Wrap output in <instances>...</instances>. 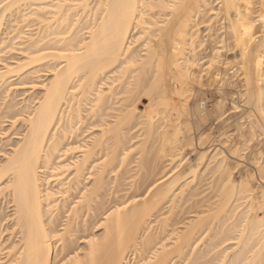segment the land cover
<instances>
[{"label": "bare ground", "instance_id": "bare-ground-1", "mask_svg": "<svg viewBox=\"0 0 264 264\" xmlns=\"http://www.w3.org/2000/svg\"><path fill=\"white\" fill-rule=\"evenodd\" d=\"M32 1L50 4L59 18L66 7L57 0ZM79 1L82 15L91 16L87 38L78 40L74 33L72 50L43 55L59 59L62 66H55L52 79L42 86L39 103L23 119L22 138L0 166V195L14 208L12 222L19 235L11 248L12 263L54 264L60 242L65 259L74 254L70 264H129L131 251L134 264H264V141L256 153L260 158H253L254 169L239 171V160L247 155L240 152L264 136V0H91V7L89 0ZM64 12L67 18L69 11ZM77 21L70 22L73 29ZM13 72L7 67L0 83ZM75 78L79 84L71 91ZM235 98L253 114L233 121L230 115L244 108ZM82 105L100 134L89 143L71 144L81 158L59 166L56 155L62 141L79 130ZM217 127V132L232 128L228 133L239 142H225V150L222 141L218 148L204 149ZM222 131L219 140L230 136ZM127 137L137 143L128 141L124 148ZM185 149L192 158H186L187 150L182 154ZM166 160L174 164L169 171L162 167ZM129 170L133 181L126 185L136 195L129 205L115 203L105 210L108 177H128ZM64 172L71 174L66 182L60 180ZM87 175L91 185L81 189ZM54 182L59 188H45ZM204 187L210 192L202 201ZM77 190L79 198L66 205ZM57 196L70 216L61 232L51 220L62 205ZM197 197L190 211L184 209ZM99 215L102 233L80 236L87 241L79 257L72 249L79 236L73 235L83 229L77 228L81 222L95 227Z\"/></svg>", "mask_w": 264, "mask_h": 264}, {"label": "rangeland", "instance_id": "rangeland-1", "mask_svg": "<svg viewBox=\"0 0 264 264\" xmlns=\"http://www.w3.org/2000/svg\"><path fill=\"white\" fill-rule=\"evenodd\" d=\"M14 1L15 0H0V16L2 17L1 23H3L2 27H1L2 31L0 32V35H1L0 36V73H3L7 67L16 71V72H13V73L7 75V77H5V80L1 81V83H0V166L2 165L1 163H4V160L6 159L5 155H8V153L10 154L11 153L10 151L13 150V148H14L13 145L15 143L17 144L18 140H20L22 138L21 136H23V134L25 132V125L23 123L24 122L23 119L25 120L27 118L26 116H28L29 113L32 112L33 108L39 103V99L41 98V96L43 94L44 85L49 83V81L52 79L51 76L53 75L54 70H57V68L59 69L60 66H62V63L59 59H56V58L54 59L51 56L50 57H44V56L60 53L61 50L64 52V48H67V47H68V50H72L73 46L75 45V42H76V41L75 42L72 41V39L74 38V35L76 34L77 37H79L78 40L80 38L81 39L87 38L86 36H87L88 30L86 31L87 28L85 26L88 27V25L91 23L90 22L91 19L89 18L91 16H89V14L85 13V15H82L83 12L81 10V7L79 6V2H80L79 0H76V1H74V0H65V1L64 0H61V1L57 0L60 2V5L62 7L66 6L65 7L66 9L62 8L60 10L61 11V13H59L60 17L63 18L62 15H64V14L62 12H64L63 10H65L66 12H64V13H67V11H69L68 14H70L71 17H72V15L75 16L72 18L69 17L70 19H68V16H70L68 14H67L68 15L67 18L65 17L66 16L65 15L63 19L59 18V16L54 17L55 16L54 13H56L57 11H55V8L53 10V8H51L50 4H48L49 7L48 6L46 7L44 3L40 4V2L37 3V2H33L32 0H27V1L16 0L15 2H17V3H14ZM57 1H55L51 5L52 6L57 5ZM12 3H14V5ZM88 4H89V7H91L93 5V2L91 0H89ZM213 5L215 6V4H213ZM6 6H8V7H6ZM8 8H10V9H8ZM76 9H77V11H75ZM52 14H54V15H52ZM57 14H58V12H57ZM86 16H88V17H86ZM77 17L79 18V21H77V23H79V24H78V26L74 27V29H73L71 26H73L72 24L75 25L76 20H78ZM66 19H68V20H66ZM71 21H72V24L70 23ZM73 21H74V23H73ZM77 23H76V25H77ZM69 24H71V25H69ZM79 25L81 27L83 25V27L81 28V27H79ZM69 26L71 27L70 28L71 30L68 29ZM76 28L77 29L79 28V31L76 30ZM20 32H22V33H20ZM65 50H67V49H65ZM62 51H61L60 55L63 54ZM66 53H67V51H66ZM77 79L75 78L73 80V82L75 83V85L72 83V86L74 85L73 87H75L76 84H79V83H76L79 81L75 82V80H77ZM231 82L236 83L237 81L234 82V80H231ZM76 88L77 87H75L74 89H71V91L76 90ZM103 88H105V87H103ZM232 90H234L233 92L239 91V89L235 90V88ZM77 93H78V91H77ZM79 96L80 95H78V97ZM124 96L125 95H120V96H118V98L122 99ZM240 99L235 98L234 102H236V103L238 102L237 105H239V107L241 106V102H242V106H244V108L241 106L242 110L240 109L241 111L238 113V115L237 114H236V116H235V114L230 115L233 117V118L231 117V119L233 121H236V120L240 121V119L243 120L244 118L246 119V117L248 115L253 114L252 109L251 108L248 109V106L243 103L242 99L241 100ZM84 104H85V102H84ZM9 106H10V108H8ZM11 107L12 108L14 107L13 108L14 110H12ZM115 107H118V105ZM86 108H88V107H86V106L84 107L82 105L81 115H83V114L84 115L82 116L83 119H82L80 126L79 125L77 126V127H79L78 128L79 130L77 129L78 130L77 133L75 132V134H73V136L72 135L67 136V138L62 141V143H61L62 146H60V148H59L60 152L56 155L57 158H56L55 164L57 163V164H60L59 166H61V165L64 166V164L71 163V162L75 161V159L77 160V159L81 158V153H79L77 150L76 151L71 150L72 146L74 147V145L71 146V144H73L75 141H78V142L82 141L81 144H84L85 142L89 143L90 142L89 140H91L95 137H98V135L100 134V131H99L100 129L98 127L97 128L94 126H93L94 128L92 127L91 122H93L94 119L88 115V111ZM249 112H250V114H249ZM243 114H244V116H243ZM86 115H87V117H86ZM240 115L242 118L239 117ZM107 120H110V119H107ZM230 120L228 121V123L229 122H230V124L233 123V121L232 120L230 121ZM64 123L65 122L61 123V125H59V124L57 125V126H59V132L65 126ZM60 128H62V129H60ZM223 128H225V127H223ZM217 129H219V128L217 127V128H214L211 130V136H210L211 138H209V143L207 142V144H205V146L203 147L204 149L209 148L211 150L213 148H218L217 146H220V145H217V144L220 143V141H222L224 143L228 142L231 144L234 141L236 142V139H237V141L239 142L238 138L235 139L234 135H232V134L230 135V133H233L230 130L232 128H230V129L225 128V130L223 129V131L220 130V131H222L221 133L224 132V133H226V135L231 136V138H230V136L229 137H227V136L220 137V139L222 138L221 140H219V138H218L217 133L220 134V131L218 130V132H217ZM258 130L259 129L256 130L257 133H260V131H258ZM96 132L98 135L96 134ZM214 132H216V135H213ZM228 132H230V133H228ZM95 134H96V136H95ZM131 134H134V133H131ZM56 136L59 137V133H57ZM75 136H77V137L75 138ZM92 136H93V138H92ZM130 136L132 137V135H130ZM130 136H129V138H130ZM129 138L127 137V139H126L127 141L124 140L126 142L123 141V143H124L123 145H125V146H123L124 148L125 147L129 148L128 146L132 145L131 141H134L135 144L137 143V140L135 141V139H132L131 141H129ZM217 138H218V140H217ZM225 138H227L226 140H228V138H229V141H223V140H225ZM259 138H257L258 141H257V139L256 140L254 139L252 141L253 143H249V146L246 145L247 148H245L246 146H244V148L246 150L248 149V151L250 150L251 152L249 151V153H248V151H246L244 148L243 149L246 152L244 153L243 150H242L243 152L242 151L240 152L241 155H242V153L243 154L247 153V155H242V157L244 156L243 158L245 159L243 162H242V160H243L242 157L239 160V162H241L239 169L242 168L241 170H239L240 172L243 173V171L245 172V171H250V170L254 169L253 158L255 160L260 158V157H257V155H259V154H256V153H258V150H260L259 149L260 147H261V149L263 147V146H260L259 143L261 145H263V141H264V136H263L262 141H260L262 136H261L260 140H259ZM230 139L231 140L233 139L234 141L232 140V142H231ZM128 141L131 143L129 145H126L127 143H129ZM80 142H79V144H80ZM134 142H133V145H135ZM136 146L137 145L131 146L130 149L132 148L134 150ZM211 146H212V148H210ZM228 146H229V144L226 145V143H225L223 145V147L221 146V148L225 150L226 149L225 147H228ZM15 147H16V145H15ZM67 147L70 150H68ZM195 147H198L197 143H195ZM254 148L257 150H255ZM66 149L68 151H66ZM186 150H187V155H186L187 157L186 158H192V156L189 152V149H185L182 152V154H184V153L186 154V152H185ZM71 151H73V152H71ZM252 151L253 152L257 151V152L253 153ZM188 152H189V155H188ZM132 154L131 155L133 157H135V152L134 153L132 152ZM252 156H254V157H252ZM261 157H263V155ZM97 158H100V155L98 157H95V159H97ZM100 160L102 161L103 159H99V161L97 159V161L99 163H100ZM96 162H95V164H96ZM98 162H97V164H98ZM168 163H169V165H168ZM168 163L166 160V164H165V162H164V164H162V167L165 168V169L163 168L164 170L167 169L169 171V169L171 167H173V165H174L173 163H170L169 161H168ZM132 164H130L127 168H130V170L132 168V171L135 174V166L132 167L133 166ZM134 165H135V163H134ZM168 167H170V168L168 169ZM243 169H245V170H243ZM164 170H162L164 173L168 172V171L166 172ZM41 171H43L42 174H49V171H47L45 169H42ZM132 171H130L131 173L128 172V177L126 174V176L125 177L123 176V178L121 177V175L117 176V177H119V178H117L115 175H112L113 173L110 174V176H109L110 178L108 177V180H107L108 182H107L105 192H104V196H103L105 198V200L103 201V204L105 205L107 203V206H105V207L103 206V208L105 210L110 209L109 210V212H110L113 208L112 206H114L115 203H119V205L120 204L123 205V203L128 204L127 200H129L132 197L131 195L132 194L136 195L137 192L131 193L132 191L135 190V188L133 186H130L132 189L131 190L129 187V185H131V183L133 181V180L131 181L132 178L131 179L129 178L132 175H134ZM42 174L40 177H42ZM129 174H130V176H129ZM160 175H162V174H160ZM70 177H71L70 172L69 173L64 172L60 176V180L62 179L61 181L64 180V182H66L68 179H70ZM85 177L86 178H84V180L86 179L87 181L86 180L83 181L85 184L81 185V189H82L83 185L84 186L87 185L89 187L91 185V179L92 178H90L88 175ZM158 177H160V176H158ZM124 178H126L127 183L124 180ZM123 180L125 182H123ZM117 182L119 185L117 184ZM128 183H129V185H126ZM56 185H57L56 182H54L52 184L49 183L48 185L44 184L45 188H47L49 186L51 188L53 187L54 190L59 188V187H56ZM0 186H3V185L0 184ZM260 186L262 187V189H264V184H263V186L260 184ZM206 188L207 187L203 188L205 193H202L199 196L200 200L203 199L202 201L206 200L205 197H207V198L209 197L207 195H209L210 190H207ZM257 192H259V191H257ZM77 193L79 194L78 190H77V192L73 191L72 193H70L68 196L70 198H68L69 200L68 201L66 200V202L68 203L71 200H73L74 198H76L78 196ZM105 195H107V196H105ZM259 195L260 194H257V196H259ZM203 196L205 199L203 198ZM57 197L60 199L58 201H61V202L63 201V199H61L59 196H57ZM78 198H79V196H78ZM199 199L197 197V198H195V200L193 199V200L189 201V203H187L188 206L185 203L184 205L186 207L183 206V208L185 207L184 209L189 210L187 207H189V208L192 207V205L195 204V201H199ZM66 202H65V204H66ZM101 202H102V200H101ZM121 202H123V203H121ZM130 202H131V199L129 200V203ZM65 204L63 205V202H62L61 206H64V208L60 206V209L57 212L56 217H55L54 213L51 215V220L53 222H58V223H55L56 226L58 224L59 225L58 227L62 228V229H59L57 227V229L60 230V232H61V230L64 229L63 226L66 225V223H67L66 221H68V219H69L68 217H70L68 213H65V211H66ZM66 205L69 206V203ZM115 205H117V204H115ZM106 207L108 209H106ZM167 207L168 206L165 205L164 206L165 209L163 208L164 211L162 210L164 212V214L167 211L166 210ZM197 207H198V204H197ZM194 208H196V207H194ZM194 208L192 209V211L195 210ZM13 212H14V208L12 207V204L8 202L7 198H5L3 195H0V262L2 264H13L12 263L13 262L12 261L13 251L11 250V248L14 245H16V243L18 241V237H19V235L16 232V229L13 227V222H12ZM186 215H189V214H186ZM99 217H100V220H101V218H103V216L101 217L100 215L96 217L97 218L96 220L98 222H95L96 220L94 221L96 225L94 227V224H93V226H92V227H94L93 229H91L92 228L91 226L89 229L87 228L89 223L86 225L83 222H81V224H79V227H77V228H79V229L83 228L81 230L84 231V229H85L87 232L84 231V233H82L80 230V233H79L78 232L79 229H77L78 233H75L73 236L76 237L77 234H78L79 238H80V236L83 237L87 234L88 235L93 234L96 236H100V234L102 233V225L101 224H103V222H102L103 220L100 221L98 219ZM186 217L189 218V217H191V215L186 216ZM56 218L58 220H56ZM83 219H85V217H83ZM87 220L88 219H86V221ZM81 221H84V220L81 219ZM152 223H151L150 227L153 228L154 223L153 224ZM55 224H53V225H55ZM82 225H84V226H82ZM79 238L77 239L78 241L76 239H74L75 241L73 240V244L74 243L75 244L74 245L72 244V246H73L72 249L75 251L76 255L82 256V254H84V252H85V248H86L85 244H86L87 239L80 238L81 239L80 240ZM59 243L57 242V244H55V250L58 251L56 253V255H58V256L53 258V260L55 259L54 264H61V263L70 264V261L72 260V258H74V257H72V256H74V254L73 253L69 254L68 256L70 258L68 256H66V259H65V257H64L65 253L63 252L64 253L63 254V253H61V251L59 252V246H60ZM75 245H76V247H75ZM82 251H84V252H82ZM128 254L129 255L126 257L127 263L134 264L136 262L135 255L133 254L132 251L129 252ZM131 254H133V255H131ZM62 258L64 260H62ZM52 263H53V261H52Z\"/></svg>", "mask_w": 264, "mask_h": 264}]
</instances>
